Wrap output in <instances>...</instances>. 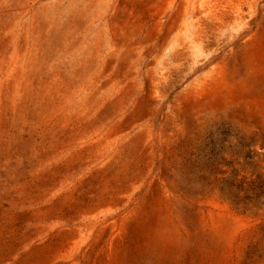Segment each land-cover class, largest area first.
<instances>
[{
    "label": "rangeland",
    "instance_id": "rangeland-1",
    "mask_svg": "<svg viewBox=\"0 0 264 264\" xmlns=\"http://www.w3.org/2000/svg\"><path fill=\"white\" fill-rule=\"evenodd\" d=\"M0 264H264V0H0Z\"/></svg>",
    "mask_w": 264,
    "mask_h": 264
}]
</instances>
